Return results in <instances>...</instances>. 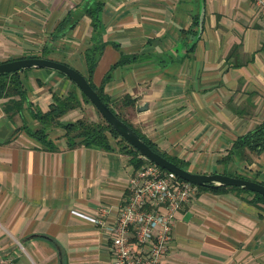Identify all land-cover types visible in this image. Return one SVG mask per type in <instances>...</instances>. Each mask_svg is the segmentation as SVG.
I'll return each mask as SVG.
<instances>
[{
	"label": "crops",
	"instance_id": "obj_1",
	"mask_svg": "<svg viewBox=\"0 0 264 264\" xmlns=\"http://www.w3.org/2000/svg\"><path fill=\"white\" fill-rule=\"evenodd\" d=\"M97 4L106 45L94 82L136 55L105 83L115 109L192 172L264 183V149L234 147L264 123V24L254 0H0V62L38 55L86 73V11ZM64 20L75 24L61 27ZM21 76L25 99L0 97V255L19 264H113L108 226L127 194L132 154L111 134L108 149L69 144L64 123L101 118L83 99L48 127L55 148H45L27 127H40L34 112L73 81L48 68ZM126 96L135 103L124 105ZM253 197L199 190L176 211L159 264H264V202Z\"/></svg>",
	"mask_w": 264,
	"mask_h": 264
},
{
	"label": "built area",
	"instance_id": "obj_2",
	"mask_svg": "<svg viewBox=\"0 0 264 264\" xmlns=\"http://www.w3.org/2000/svg\"><path fill=\"white\" fill-rule=\"evenodd\" d=\"M264 24V0H254ZM134 168L112 234L113 264H159L173 238L176 211L199 192V186L141 155ZM107 209L103 208L102 213ZM76 213L100 222L99 217ZM0 264H19L12 255H0Z\"/></svg>",
	"mask_w": 264,
	"mask_h": 264
},
{
	"label": "trees",
	"instance_id": "obj_3",
	"mask_svg": "<svg viewBox=\"0 0 264 264\" xmlns=\"http://www.w3.org/2000/svg\"><path fill=\"white\" fill-rule=\"evenodd\" d=\"M101 4H97L94 8H88L87 13L92 17V45L87 48L84 52L85 62L87 65V72L84 73L87 77L89 83L93 86V88L98 92L100 97L104 100V102L125 122H127L130 126L137 130V132L146 140L149 146L166 156L170 160L174 161L178 165L185 167V162L182 159L173 157L163 151L159 146L149 139L146 135H144L128 118H126L122 113L115 109L114 102L105 92V83L111 77L112 69L120 64L129 62L131 60L136 59V55L124 56L120 60H118L111 69L106 73L102 83L97 85L93 80V75L95 69L98 65V62L103 54L105 49L106 42L102 36V22L100 17ZM68 20H64L60 23L61 27H66L69 23L65 22ZM75 21L72 22L68 27H73ZM38 56V55H32ZM45 57V56H44ZM21 71H13L8 72L0 76V97L3 96H14L19 95L21 100L25 99V89L23 85V80L21 76ZM74 88L64 96H59L58 94H53V101L50 104V108L47 111L36 110L34 112L35 118L39 120L40 127L36 129H30L27 127L28 133L33 135L38 141L43 144V146L47 149H54L55 146L48 139V127L56 124H63L61 121V117L68 112L69 110L77 107L81 104V100L86 102H91L90 99L84 94L81 90V97H79L77 90L78 86L73 81ZM134 99L130 98V96H126L123 100L124 105H132L134 104ZM99 111V110H98ZM100 113V111H99ZM99 120H91L87 117H80L74 121H70L64 123L63 126L66 129V134L69 136V144L77 145V144H85L87 146H100L103 148H110V138L109 134L114 137L119 138V141L124 144L125 147L129 148L128 151L132 154L131 160L135 164V166H139L143 159L141 158V153L138 149H136L133 145H131L121 134L102 116ZM235 148H250L255 151H261L264 149V123L258 125L254 129L249 132L239 136L234 143ZM187 169V168H186ZM243 177V176H241ZM246 178V177H245ZM227 187L239 189L241 191L254 193V197L250 199L252 202L263 201L264 195L251 191L249 189H245L239 186H219L212 187L209 185H199V190H213L220 191Z\"/></svg>",
	"mask_w": 264,
	"mask_h": 264
},
{
	"label": "water",
	"instance_id": "obj_4",
	"mask_svg": "<svg viewBox=\"0 0 264 264\" xmlns=\"http://www.w3.org/2000/svg\"><path fill=\"white\" fill-rule=\"evenodd\" d=\"M202 17L203 14H201L200 25L202 23ZM27 68L54 69L67 75L75 82L79 89L86 94L90 101L100 111L102 116L121 134L122 137L126 139V141L138 149L141 155L159 166L173 171L182 179L190 181L196 185H209L212 187L239 186L264 195V183L258 180L224 173L192 172L152 149L136 129L120 118L104 102L98 92L89 83L85 74L65 62L44 56H25L15 58L0 62V76L8 72L24 70Z\"/></svg>",
	"mask_w": 264,
	"mask_h": 264
},
{
	"label": "rangeland",
	"instance_id": "obj_5",
	"mask_svg": "<svg viewBox=\"0 0 264 264\" xmlns=\"http://www.w3.org/2000/svg\"><path fill=\"white\" fill-rule=\"evenodd\" d=\"M52 70H54V69H52Z\"/></svg>",
	"mask_w": 264,
	"mask_h": 264
}]
</instances>
